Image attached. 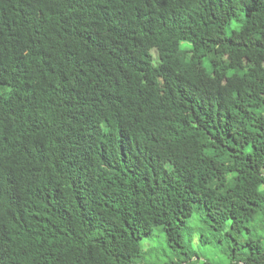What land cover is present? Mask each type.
I'll list each match as a JSON object with an SVG mask.
<instances>
[{"label":"trees","instance_id":"trees-1","mask_svg":"<svg viewBox=\"0 0 264 264\" xmlns=\"http://www.w3.org/2000/svg\"><path fill=\"white\" fill-rule=\"evenodd\" d=\"M156 231L264 264V0H0V264H157Z\"/></svg>","mask_w":264,"mask_h":264},{"label":"rangeland","instance_id":"rangeland-1","mask_svg":"<svg viewBox=\"0 0 264 264\" xmlns=\"http://www.w3.org/2000/svg\"><path fill=\"white\" fill-rule=\"evenodd\" d=\"M236 27L237 26L234 25V28ZM227 33L229 34L230 32L228 31ZM184 44L189 46V42H186ZM148 239L149 240H144V249L147 250V258L150 259L153 263H164L170 255L165 233L156 231L153 237Z\"/></svg>","mask_w":264,"mask_h":264},{"label":"clouds","instance_id":"clouds-1","mask_svg":"<svg viewBox=\"0 0 264 264\" xmlns=\"http://www.w3.org/2000/svg\"><path fill=\"white\" fill-rule=\"evenodd\" d=\"M98 92H100V94H101L102 97L106 98V96H105L104 93H102L101 91H98Z\"/></svg>","mask_w":264,"mask_h":264}]
</instances>
